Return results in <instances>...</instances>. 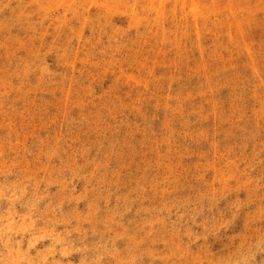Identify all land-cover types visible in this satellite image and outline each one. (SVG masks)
Masks as SVG:
<instances>
[{"label": "rangeland", "instance_id": "rangeland-1", "mask_svg": "<svg viewBox=\"0 0 264 264\" xmlns=\"http://www.w3.org/2000/svg\"><path fill=\"white\" fill-rule=\"evenodd\" d=\"M0 264H264V0H0Z\"/></svg>", "mask_w": 264, "mask_h": 264}]
</instances>
